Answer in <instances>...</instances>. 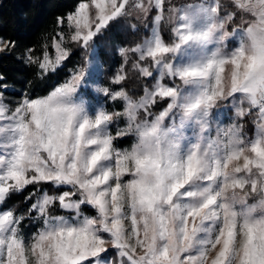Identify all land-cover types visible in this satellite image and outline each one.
Wrapping results in <instances>:
<instances>
[{
	"label": "snow or ice",
	"instance_id": "6c2138e0",
	"mask_svg": "<svg viewBox=\"0 0 264 264\" xmlns=\"http://www.w3.org/2000/svg\"><path fill=\"white\" fill-rule=\"evenodd\" d=\"M133 14L151 20V36L98 43ZM56 24L39 57L28 48L21 58L42 80L75 45L81 67L15 105L0 77V264H264V0H77ZM15 49L0 39V54ZM130 57L153 81L138 100L114 87ZM109 101L120 107L106 110ZM221 106L234 119L213 129ZM125 138L130 146L117 147ZM29 186L24 211L7 206ZM25 222L38 225L27 238Z\"/></svg>",
	"mask_w": 264,
	"mask_h": 264
},
{
	"label": "trees",
	"instance_id": "16d2710c",
	"mask_svg": "<svg viewBox=\"0 0 264 264\" xmlns=\"http://www.w3.org/2000/svg\"><path fill=\"white\" fill-rule=\"evenodd\" d=\"M76 3L77 0H0V39L13 41L16 45L13 55L0 54V77H3L4 83L11 88V90L7 89L5 95L8 100L11 98L18 100L24 96L45 95L69 77L74 68L83 65L85 58L83 51L75 45H70L71 55L69 58L55 72H51L41 80L38 76V68L29 65L21 58V54L28 48L34 49V55L39 57L43 45L45 42L50 43L49 38L57 30V17L66 16L74 9ZM129 23V20L125 18L120 26L101 37L98 43L105 48L107 46L114 48L117 45L134 46L148 38L149 26L144 30L138 28L133 31ZM162 31L164 38L167 39L166 30L162 29ZM49 51L53 54L51 49ZM134 61L135 58H131L126 65V79L123 83L114 87L122 88L130 97L138 99L143 95L145 86L151 87L153 81H145L139 76L138 71L131 67ZM120 63L121 58L116 56L112 61V72L118 68ZM150 65V61L145 62V66L150 67ZM103 71L105 74L102 80L107 85L110 77L108 63L105 64ZM165 83H171V81L166 80ZM165 105L166 102H160L153 107L152 111L157 113ZM104 106L106 110H112L108 102ZM119 107V103H116L113 110H117ZM125 141L129 143L131 139ZM46 188L47 186H45ZM45 189H41V191ZM30 190L34 191L33 186H29L23 193L13 195L7 201V206H15L19 211H24L31 203V201H25ZM24 230L27 231L28 228L24 227Z\"/></svg>",
	"mask_w": 264,
	"mask_h": 264
},
{
	"label": "rangeland",
	"instance_id": "374dc122",
	"mask_svg": "<svg viewBox=\"0 0 264 264\" xmlns=\"http://www.w3.org/2000/svg\"><path fill=\"white\" fill-rule=\"evenodd\" d=\"M204 2V0H170V3L171 4H173V5H175V6H177V7H182V6H184V5H188V4H194V3H203ZM221 3H223V4H229L230 3V0H221ZM126 19H128L129 20V25L131 26V28H132V25H135L136 26V29H138V28H140L141 30H144L145 29V27H147V26H149V28H150V32H149V36H151V20H145L144 18H137V16L135 15V14H133V15H131L130 17H127ZM167 19V18H166ZM147 25V26H146ZM163 30H166V34H168V38L166 39V38H164V33H163V31H162V29ZM159 31H160V33H161V35H162V37H163V39L165 40V42H170L171 40H172V32H171V25L170 24H168L167 22H166V20H165V22H162L161 23V25H160V28H159ZM148 36V37H149ZM167 36V35H166ZM145 40V39H144ZM143 40V41H144ZM142 41V42H143ZM141 42V43H142ZM53 56L55 55V53L53 52V54H52ZM131 58H135V57H130V59ZM129 59V60H130ZM132 67V66H131ZM133 68V67H132ZM226 71H227V68H226ZM72 72V71H71ZM115 72V71H114ZM71 74V73H70ZM109 79H110V77H109ZM177 84H179L182 88H183V84H182V82H179L178 81V83ZM7 89H9V90H11V88H7ZM144 94V93H143ZM143 96V95H142ZM4 99H5V101L6 102H8V103H10V104H12V105H15L20 99H18V100H16V99H12L11 98V100H8V98L5 96L4 97ZM139 99V98H138ZM138 99H134V100H138ZM103 100V97H100L98 100H93V101H91L90 102V110L91 109H94L95 108V106L97 105V104H99L101 101ZM108 104H110V107L112 108V110L111 111H114L113 110V108H114V106H115V104H113L112 102H108ZM104 106V105H103ZM166 106V105H165ZM164 106V107H165ZM163 107V108H164ZM161 110V109H160ZM159 110V111H160ZM159 111L157 112V113H154V114H158L159 113ZM214 111V113H215V115H214V117H213V120H214V123H213V125H212V127H213V129H215L216 128V126H217V124L218 123H220V122H222V124H223V126H226L230 121H232L233 119H234V113L233 112H230L229 110H228V108H225V107H223V106H221L219 109H214L213 110ZM178 119H179V117L177 116V121H178ZM254 119H255V116H250L244 123H243V127H242V134L245 136V138H250V137H252L253 135H254V132H255V125H254V123H253V121H254ZM168 123H171V120H169L168 121ZM120 126L122 127V126H124V121H121L120 122ZM116 128H117V125L116 124H113L112 126H111V130L113 131V133L116 131ZM185 134L186 135H191V130L190 129H186L185 130ZM215 134V132L213 131V135ZM126 139H129V138H125V139H123V140H119V141H117V147H119V148H121V149H126V148H128L129 146H130V144L133 142L132 140H131V142H129V143H127V141H125ZM32 192V190H30V192L29 193H31ZM62 214V213H61ZM24 227H26V228H28V230L27 231H25L24 230V234H25V237L27 238V237H29L30 235H32L35 231H36V229H37V227H38V225H36V224H34V223H32V224H30V223H28V222H25V224H24ZM110 259H111V257H110Z\"/></svg>",
	"mask_w": 264,
	"mask_h": 264
}]
</instances>
